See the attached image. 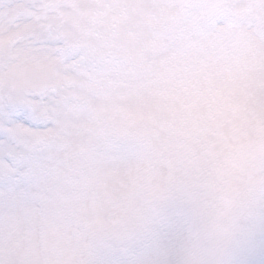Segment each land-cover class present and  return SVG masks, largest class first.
<instances>
[{"label":"snow or ice","instance_id":"6c2138e0","mask_svg":"<svg viewBox=\"0 0 264 264\" xmlns=\"http://www.w3.org/2000/svg\"><path fill=\"white\" fill-rule=\"evenodd\" d=\"M0 264H264V0H0Z\"/></svg>","mask_w":264,"mask_h":264},{"label":"rangeland","instance_id":"374dc122","mask_svg":"<svg viewBox=\"0 0 264 264\" xmlns=\"http://www.w3.org/2000/svg\"><path fill=\"white\" fill-rule=\"evenodd\" d=\"M44 207L39 202H29L22 205L17 212L18 232L20 239L17 243L24 247L28 242V237L31 235L35 224L36 217H42Z\"/></svg>","mask_w":264,"mask_h":264}]
</instances>
